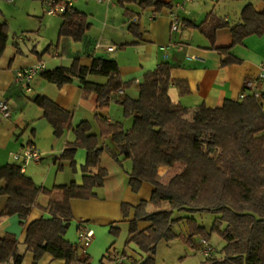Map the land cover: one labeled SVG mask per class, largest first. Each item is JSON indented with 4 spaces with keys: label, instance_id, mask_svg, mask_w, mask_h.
I'll return each instance as SVG.
<instances>
[{
    "label": "trees",
    "instance_id": "1",
    "mask_svg": "<svg viewBox=\"0 0 264 264\" xmlns=\"http://www.w3.org/2000/svg\"><path fill=\"white\" fill-rule=\"evenodd\" d=\"M131 3L143 8L155 7L157 11L173 7L160 0H118L122 7ZM61 17L63 23L56 46L64 39L83 41L88 54L87 32L92 26L88 16L72 7ZM188 24L210 40L212 48L223 56L222 65L241 64L243 59L231 51L251 35L264 36V11L257 12L248 4L236 24L231 25L213 13L200 25ZM226 27L231 30L232 42L216 47L217 31ZM135 28L137 24L129 26L138 35ZM8 32L7 22L0 19V58L9 39ZM52 46L50 44L43 53ZM174 66L170 61H163L145 74L138 99L124 96L117 100L124 108V115L134 117L131 128L126 129L122 122L108 123L98 118L101 134L111 135L117 146V152L112 153L114 159L121 162L122 157L132 161L129 173L132 191L138 192L144 182L154 187L148 200L121 206L124 218L134 210V217L129 221L131 237L126 243H135L146 254L143 259L132 257L131 264H156L157 246L162 241L170 242L182 236L193 245V236L201 235L210 241L214 232L225 241L224 256L207 257L203 264H264V93L259 97L253 92L244 99H227L220 107L201 104L190 110L174 103L170 97ZM41 74L58 88L79 79L83 97L95 92L100 109L109 105L114 92L132 84L123 82L116 60L103 57H96L90 66H85L77 55L70 66L44 70ZM89 75L106 76L108 81L93 83L87 80ZM32 101L42 109V118L53 127L54 135L62 136L71 125L73 114L45 95H36ZM74 132L76 140L66 144L61 160H70L75 169L76 150H87L81 185L72 182L50 190L37 186L18 163L0 167V180L6 181L0 195L7 197L5 206L0 209V220L17 214L24 224L37 205L39 194L50 197L48 206L42 209L48 211L51 218L36 219L27 225L26 251L33 253V264H39L45 254L64 260L65 264L91 263L90 259L81 260L77 248L65 238L73 218L71 199L96 197V189L104 186L109 172L101 165L103 149L99 147L98 136L91 133L90 123L79 122ZM161 166L179 168V171L164 183L159 180ZM93 168H97V172H93ZM164 201L171 206L162 208ZM150 203L156 207L152 212L147 210ZM175 211L211 212L217 218L207 230L194 218L187 217L189 235L185 236L175 232L174 226L183 219L175 217ZM140 222L149 224L140 229ZM111 232L116 233L114 227ZM18 244L15 234L0 233V264L11 260L13 264H23L24 255L19 252Z\"/></svg>",
    "mask_w": 264,
    "mask_h": 264
},
{
    "label": "crops",
    "instance_id": "2",
    "mask_svg": "<svg viewBox=\"0 0 264 264\" xmlns=\"http://www.w3.org/2000/svg\"><path fill=\"white\" fill-rule=\"evenodd\" d=\"M16 1L4 0V11L0 8L1 20L7 21L8 8H12ZM160 1L170 3L173 7H164L161 11H157L155 7L143 8L138 3L122 7L118 4V0H97L99 5L89 12L77 6L81 5L82 0H76L74 8L92 17L91 20L88 18L92 24L87 32L90 42L88 54L85 53L86 44L83 41L64 39L56 46L63 23L62 17L46 15L43 5L41 12L35 10L32 4L25 11L20 10L23 25L13 39L7 41L5 51L0 58V100H6L12 111L8 118L0 113V167L18 163L13 159V154L29 144H34L43 154V168L35 163L28 164L23 173L31 177L37 186L51 190L56 186L69 185L72 182L81 185L84 175L82 166L87 160V150L83 148L76 150L74 156L76 171L71 169L70 160H61L66 144L76 140L74 132L76 125L84 120L90 123L91 133L98 136L99 147L103 149V157L105 152L109 154L117 152L112 136L101 134L98 118L108 123L122 122L126 129L131 128L134 117L125 119L124 108L117 100L124 96L138 99L145 74L155 70L163 61H170L175 65L171 71L169 88L172 101L190 110L201 104L207 107H220L225 100H236L244 92L264 93V77L259 78L264 64H261L264 61V36L251 35L242 45L232 49L234 55L243 59L241 64L222 65L223 56L212 48L210 40L202 34V37L194 41L197 30L192 29L188 24H202L210 13L214 14V10H210L206 3L202 4L199 0L184 4V0ZM248 4H252L257 12L264 11V0H251L245 6ZM14 10L16 13H12L17 15L18 9ZM154 13L156 16L152 18ZM215 15L231 25L241 20V15L233 21L225 19L227 15ZM174 16L185 24L177 31L171 30ZM131 24L138 25V28H135L138 35L129 29ZM186 35L190 38L187 39ZM186 39L189 42L185 41ZM231 42L232 34L229 27L217 31L216 47L227 46ZM173 43L178 44L179 47L171 46ZM50 44H53L50 50L43 53ZM109 46L115 49L109 51L107 49ZM162 46H166V49L162 50ZM77 55L80 57V63L85 66H90L96 57L116 60L123 82L132 84L114 92L109 105L100 109L95 92L83 97L79 79L58 88L42 77L41 73L44 70L70 66ZM36 65H43V68L34 77L30 91L22 85L15 84V74L19 69ZM87 80L104 84L108 81V77L89 75ZM180 81L183 82L182 85L178 84ZM247 82H252L253 86L245 89ZM36 95L49 97L73 114L71 125L65 129L61 138L55 137L53 127L42 118V109L32 101ZM262 102L264 104V99ZM57 163L62 166L63 172L57 171ZM105 165L109 174L104 186L96 189V197L71 199L73 218L69 221L65 235V238L77 248L79 258L90 259V264H116L115 257L119 252H116L114 247L115 241L110 243L108 229L111 232V228L114 227L117 234L121 225L126 224L127 241L131 237L129 221L134 217V210L131 209L129 216L124 218L122 203L137 205L142 200H148L154 190L152 184L144 182L138 192H133L129 185L130 171L124 172L112 162L110 165ZM111 168L114 172H111ZM92 170L97 172V168ZM177 171L179 168L161 166L159 180L168 182ZM5 186L6 181L0 180V191ZM49 199L47 194L40 193L37 205L33 207L24 224L17 214L0 220L2 231L0 233L15 234L19 243V252L24 255V259H27L26 264H33L34 259L33 253L26 251L27 225L36 219L51 218L48 211L42 209L48 206ZM6 200V196L0 195V209L5 206ZM170 206V202L164 201L161 207L166 209ZM155 209L151 207L148 210L147 207L149 212ZM184 213L183 216L175 214L174 216L185 218L191 215ZM148 224V222H140L139 228L144 229ZM87 227L94 231V238L85 248L75 242L79 231ZM145 256L146 254L142 252L140 259ZM9 263L13 264V261ZM39 264H65V261L45 254Z\"/></svg>",
    "mask_w": 264,
    "mask_h": 264
},
{
    "label": "rangeland",
    "instance_id": "3",
    "mask_svg": "<svg viewBox=\"0 0 264 264\" xmlns=\"http://www.w3.org/2000/svg\"><path fill=\"white\" fill-rule=\"evenodd\" d=\"M96 1L97 0H95L94 2L93 1L90 2L89 0H82L81 5H77V6L79 8H84V10L87 11L89 10V12H91L90 10L93 11L99 5V3H97ZM199 1L202 4L206 3L210 10L213 9L214 14L223 15V16L227 15L225 19L229 21H233L237 16L241 15L245 7V4L250 2L251 0H199ZM31 4L33 5V8H35V10L41 12L43 4L39 0H17L16 3L12 5V8L11 7L8 8L9 12L7 11V21H6L9 28L8 40L13 39L15 33H18L20 27L23 25L21 19L23 18V16L19 14L21 12L20 10L25 11L26 8H30ZM3 5H4V0H0V8L1 10L4 11ZM14 9H18L17 15L12 13V12L16 13ZM43 9H44V5H43ZM39 12L38 14H40ZM0 15H2V13H0ZM57 17H61V16H57ZM88 18H90L91 20L92 18L91 15H88ZM191 28L197 30L195 33L194 41L198 40L200 36L202 37L204 35V34L202 35L199 29L193 27ZM186 38L189 39L190 37L186 35ZM187 39L185 41H187ZM262 63H264V61H262L261 64ZM123 116L125 119L130 118L124 115V111H123ZM61 137L62 136L57 138H61ZM102 155H101L102 166L106 167L105 164L110 165V163L112 162L113 165L117 164L124 172H126L127 170L131 171L132 161L130 159L120 158L121 162H118L114 159L113 155L109 154L108 152L104 153V157ZM33 163L35 162H31L29 165ZM35 164L39 165L40 167L42 166L43 168L44 158L40 163H35ZM59 166L60 164L57 163L56 165L57 171L63 172V169L62 168L60 169ZM70 167L73 171H76L77 169V168L74 169L72 165H70ZM111 172H114L112 168H111ZM151 207H153V209L156 208L154 204L150 203L148 205V210H150ZM175 215L183 216L185 215V213L184 212L180 213L175 211ZM189 217L194 218L199 225H202L207 230H210L215 219L217 218V215L211 212H196L191 214ZM186 218L187 217L183 218L177 223L175 227V232L188 236L189 227ZM108 235L111 239L110 243L115 241L114 247L116 249V252H119V254H124L123 252H126L125 255L128 256V259L132 258V256L136 257L137 259H140L142 257V251L135 243L131 242L127 245L125 244L126 238L128 237V227L126 224L121 225V229L117 234L110 232V229H108ZM201 238H202L201 235L193 236L192 237L193 245L189 244L182 236H179L170 242H165V241L160 242L157 246L156 255H155L156 264H203V262L206 260L207 257L203 254L201 249H199ZM208 242L214 249V255H213L214 257L224 256L223 247L225 246V241L217 232L211 234L210 241ZM75 243L79 244L78 234H77V242ZM26 263H27V259L25 258L23 264Z\"/></svg>",
    "mask_w": 264,
    "mask_h": 264
},
{
    "label": "built area",
    "instance_id": "4",
    "mask_svg": "<svg viewBox=\"0 0 264 264\" xmlns=\"http://www.w3.org/2000/svg\"><path fill=\"white\" fill-rule=\"evenodd\" d=\"M13 1V0H8ZM44 5V12L48 16H62L66 12H68L72 7H74L75 0H39ZM195 0H184L183 4L186 2H193ZM156 15L153 14L152 18H154ZM185 24L178 19L177 16H174L171 23V30L177 31ZM171 46L178 48V44L173 43ZM109 51H112L115 49L113 46H109L107 48ZM162 50L166 49V46L161 47ZM43 68V65H36V66H29L22 69H19L15 74V84L22 85L25 87L27 91H30L32 81L34 77L39 73V71ZM264 77V64L262 65V72L259 75V78ZM253 86L252 82L246 83V88H251ZM247 93H242L238 99H244L246 97ZM256 96L259 97L260 94L256 92ZM0 113L4 117H9L12 114L11 107L9 103L6 100H0ZM13 159L18 162V164L21 165L22 171L25 170V167L30 164L31 162L40 163L43 159V154L37 148L34 144H29L25 146L22 150L16 152L13 154ZM94 238V231L91 228H86L84 230L79 231L78 234V242L79 245L82 247H88ZM201 251L206 257H211L214 255V249L210 245V243L204 239L201 238L200 240V247ZM133 261L132 258L128 259V256L125 254H118L115 257L116 264H131ZM4 264H10V263H4Z\"/></svg>",
    "mask_w": 264,
    "mask_h": 264
}]
</instances>
